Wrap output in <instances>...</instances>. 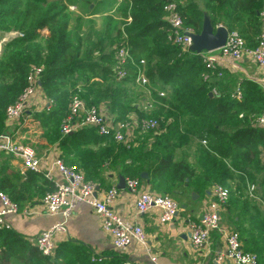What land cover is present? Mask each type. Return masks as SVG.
Masks as SVG:
<instances>
[{
  "label": "trees",
  "instance_id": "1",
  "mask_svg": "<svg viewBox=\"0 0 264 264\" xmlns=\"http://www.w3.org/2000/svg\"><path fill=\"white\" fill-rule=\"evenodd\" d=\"M168 2L175 3L184 26L196 34L206 15L213 28L222 25L237 31L249 47L256 45L264 0H0V41L17 34L2 44L0 52V128L6 107L23 91L33 65L43 67L41 88L53 101L50 110L38 116L44 115L55 126L61 123L72 94L87 106L107 103L116 120L131 114L158 120L159 128L146 132V138L137 136L136 145L129 149L100 136L91 126L57 135L56 142L65 163L78 159L85 178L96 183L101 181L100 170L108 169L139 181L147 173L152 190L163 195L203 194L213 184L227 187V215L238 228L243 249L264 264V128L254 125V118L264 113V93L255 83L244 81L242 98H232L235 85L226 71L221 67L209 71L201 55L182 52L169 42L163 10ZM119 4L121 23L113 25V18H107L101 31L90 25L82 31L79 21L106 14ZM69 6L79 12L73 27ZM123 46L129 48L130 59L125 64L126 77L117 81L116 51ZM140 69L150 82L153 108L149 115L138 110V99L130 94ZM206 73H210L208 81L203 79ZM214 88L217 94L212 93ZM192 142L197 143L195 166L190 162ZM238 176L240 183L232 189L229 185ZM248 185L255 186L254 197L249 196ZM53 190L43 175L31 171L20 175L8 158H2L0 191L21 210ZM25 245L16 232L0 230V264H46L57 255L55 250L52 257L39 252L24 257L20 253ZM91 256L79 257V263L125 261L116 252L108 261L102 257L101 262H91Z\"/></svg>",
  "mask_w": 264,
  "mask_h": 264
},
{
  "label": "built area",
  "instance_id": "2",
  "mask_svg": "<svg viewBox=\"0 0 264 264\" xmlns=\"http://www.w3.org/2000/svg\"><path fill=\"white\" fill-rule=\"evenodd\" d=\"M68 8L70 11H76L74 6ZM163 10L167 14L166 20L169 25L168 41L179 46L182 52L190 51L192 35L196 33L191 28L184 26L175 3L168 2ZM259 18L260 32L256 37L254 47H249L247 41L237 31H228L225 44L222 47L199 54L206 69L215 72L217 68L221 67V64L225 63L234 68H239L236 63L250 59L257 65L262 77H264V7ZM219 26L222 25L217 27ZM16 36V33L10 34L7 36L9 39L6 37L0 41V46L7 41L6 39L10 40ZM116 59L117 67L114 78L118 81L126 77L125 64L130 59L129 48L127 46L120 47L116 51ZM140 63L141 65L145 64L143 60ZM42 75V66L33 65L29 68L23 91L5 109L4 114L7 122L17 123L25 114L40 106L43 112L50 110L53 101L42 95ZM218 76H221V73ZM203 79L208 81L210 73H206ZM135 82L137 85L149 83L144 69L138 71ZM212 93L217 94L215 88ZM160 95L163 96L162 93ZM232 98L241 99L240 86L235 88ZM41 100L44 101V106L40 104ZM106 111L105 105L87 106L80 96L72 94L61 121L62 136L69 135L80 128L91 126L97 130L100 136L111 137L115 143L129 149L135 144L138 135L159 128L158 120L153 118L116 120ZM254 125L264 128V113L254 118ZM205 143L202 141V144L205 145ZM0 154L18 160L25 171L39 173L54 185V190L42 197L40 205L46 214L50 216L59 215L63 220L41 231L35 238L36 248L42 256L52 257L54 255L56 235L66 232L65 222L71 217L78 203H86L96 213L102 229L110 236L112 246L117 252H124L132 245L146 247V237L142 227L124 219L114 210L113 205L119 195V190L115 186L104 190L101 196H98L100 191L98 184L86 179L80 168L67 165L60 155L47 156L43 159L37 155L32 147L19 142L11 134H0ZM125 187L136 196L134 207L137 214H145L153 209L158 210V220L163 225L173 222L177 217L180 207L171 196L141 189L140 181L136 178H125ZM253 188L250 189L253 190ZM211 192L213 199L199 220L188 223L190 245L194 249H201L209 244L213 232H219L225 245L224 257L232 264H258L256 254L243 249L239 232L231 228H224L221 225V215L227 209L230 190L223 185L214 184ZM20 213L25 216L36 214L30 206L21 210L17 203L11 201L4 192L0 191V230H9L7 217ZM220 259L222 258L220 257ZM101 261L102 257L100 256L91 257V262ZM151 261H155V258L152 257ZM123 264L135 263L124 261Z\"/></svg>",
  "mask_w": 264,
  "mask_h": 264
},
{
  "label": "crops",
  "instance_id": "3",
  "mask_svg": "<svg viewBox=\"0 0 264 264\" xmlns=\"http://www.w3.org/2000/svg\"><path fill=\"white\" fill-rule=\"evenodd\" d=\"M7 38L9 39V37ZM236 65L239 68H234L232 65L226 63L221 64L222 70L226 71L230 75L228 76L229 79L234 81L235 88L240 86L244 81H250L255 83L264 93V77H262L257 65L250 59L241 60ZM42 95L47 98L43 91ZM40 104L44 106V101L41 100ZM100 105H105L107 114L115 118L114 115L109 113L107 103L102 102L98 106ZM40 107L25 114L17 123H10L4 119V125L3 128H0V134H11L21 142L18 139L19 135L26 133V131H22L23 123L32 114L39 115L45 113ZM128 118L137 117L131 114ZM196 144V142H192L190 148L192 156L190 162L194 163L192 166H195L194 156ZM134 145H136V142ZM35 148L33 149L37 155L43 159L47 156H61V151L57 143L53 146H37ZM2 158H8L10 166L20 175H24L27 172L18 160L5 154H0V162ZM262 160L264 162V157ZM71 162L73 163L71 165L82 169L78 159L73 158ZM99 176L101 177V181L99 183L97 182L100 188L98 196H101L102 192L108 188L115 186L118 189L117 185L120 175L117 172L101 169ZM141 179L144 180L140 181L141 189L160 194L152 190L148 174L145 179ZM238 183H240L239 176L232 182V185L236 186ZM251 187L255 186L248 185L247 192L250 197H254L252 193L254 188L251 190ZM211 188L212 186L205 190L203 194H185L183 196L184 202L179 204L180 209L177 217L173 222L165 225L159 223L158 210L153 209L145 214H137L134 207L135 194L130 192L126 187L124 189H118L119 195L113 205L114 210L124 219L140 225L146 237L145 248L132 245L121 253L114 250L110 236L102 229L100 219L91 207L86 203H78L71 217L65 222L66 232L56 235L58 237L56 238L57 255L55 254L53 258H49V262L46 264H80L79 257L87 258V255L90 257L92 254V256L104 257V261H108L110 255L114 252L122 255L121 258H124L125 261H131L135 264H232L224 257L226 250L219 232H213L210 236L209 244L201 249H194L189 242L188 223L199 220L201 214L207 209L209 202L213 199ZM30 208H33V212L35 211L36 214L25 216L20 213L18 215L8 216L6 219L9 230L19 234L26 243L21 249L22 253H20L24 257H31L32 253L38 252L35 243L30 240L31 238H36L41 231L63 220L59 215L50 216L46 214L40 205V201L37 204L30 205ZM227 213L228 209L221 215V225L224 228L230 229L231 222ZM16 257L17 254L13 258L14 261ZM152 257L155 258V261H151Z\"/></svg>",
  "mask_w": 264,
  "mask_h": 264
},
{
  "label": "rangeland",
  "instance_id": "4",
  "mask_svg": "<svg viewBox=\"0 0 264 264\" xmlns=\"http://www.w3.org/2000/svg\"><path fill=\"white\" fill-rule=\"evenodd\" d=\"M62 1L65 2L66 0H62ZM118 2L121 3L120 0H118ZM120 6H121L120 4L117 6H114V8L111 11L107 12L106 14H101V15L90 17L92 19L85 20L86 18L85 17L84 19L79 21L78 24H82L83 32L87 30V25H90L93 30H95L96 32L97 31L99 32L105 26V21L107 20V18H113L114 20L113 25H116L117 23H121L122 17H121L120 10H118ZM71 13H72L71 17L73 18L71 27H73L75 26L74 19L79 16V12L76 10V11H72ZM42 33L47 34L45 30H43ZM1 50H2V45L0 46V52ZM149 90H150V82L145 85H139V86L133 87L130 93L131 96H133L134 98L136 97L138 99L137 100L139 102L138 110L141 111L142 113L145 112V114H148V115L151 113L150 111L153 108V99L150 93L151 91ZM149 104H151V106ZM47 125H49V128ZM22 131H26V133L24 135H19L18 139L22 143L34 149H36L35 147L37 146L46 147L49 145H52V146L55 145L57 143L56 142L57 135H60V134L62 135L60 122L57 126H55L52 122L47 121L44 115L38 116L36 114H32L30 115V117L26 118V121L22 125ZM147 134L148 133H144L142 135L140 134L141 136H139V139L146 138ZM229 186L232 189L235 187V185H229ZM167 194L171 196L172 198H174V200L178 204H181L184 202L183 196H176L175 194H173V192H168ZM237 196H240V201H241L242 200L241 194L239 195L237 194ZM240 205H241V202H240ZM231 229L238 230V228L234 226L232 223H231ZM30 240L35 243V238H31Z\"/></svg>",
  "mask_w": 264,
  "mask_h": 264
},
{
  "label": "water",
  "instance_id": "5",
  "mask_svg": "<svg viewBox=\"0 0 264 264\" xmlns=\"http://www.w3.org/2000/svg\"><path fill=\"white\" fill-rule=\"evenodd\" d=\"M228 30L224 26L213 28L210 19L205 15L203 26L199 34L192 35V45L190 51L196 54L214 51L225 44ZM147 174L142 173L141 178H146ZM118 189L125 188V178L119 176Z\"/></svg>",
  "mask_w": 264,
  "mask_h": 264
}]
</instances>
